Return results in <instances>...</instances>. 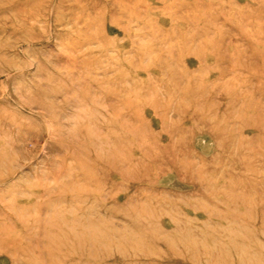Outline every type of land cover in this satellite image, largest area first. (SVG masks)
Segmentation results:
<instances>
[{"label":"rangeland","instance_id":"rangeland-1","mask_svg":"<svg viewBox=\"0 0 264 264\" xmlns=\"http://www.w3.org/2000/svg\"><path fill=\"white\" fill-rule=\"evenodd\" d=\"M0 264H264V0H0Z\"/></svg>","mask_w":264,"mask_h":264},{"label":"bare ground","instance_id":"bare-ground-1","mask_svg":"<svg viewBox=\"0 0 264 264\" xmlns=\"http://www.w3.org/2000/svg\"><path fill=\"white\" fill-rule=\"evenodd\" d=\"M82 216V215H81Z\"/></svg>","mask_w":264,"mask_h":264}]
</instances>
